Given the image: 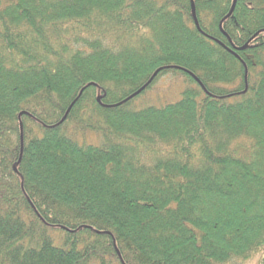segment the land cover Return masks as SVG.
Instances as JSON below:
<instances>
[{"label": "trees", "instance_id": "16d2710c", "mask_svg": "<svg viewBox=\"0 0 264 264\" xmlns=\"http://www.w3.org/2000/svg\"><path fill=\"white\" fill-rule=\"evenodd\" d=\"M194 3L0 0V264H264V0Z\"/></svg>", "mask_w": 264, "mask_h": 264}, {"label": "rangeland", "instance_id": "374dc122", "mask_svg": "<svg viewBox=\"0 0 264 264\" xmlns=\"http://www.w3.org/2000/svg\"><path fill=\"white\" fill-rule=\"evenodd\" d=\"M185 79L181 76H176L171 73L161 76L145 94L140 96L135 103L138 107L147 105L161 106L167 103H172L180 99L182 91L187 87ZM80 144L101 145L102 138L96 132L87 134H76L73 136ZM258 260V255L250 260L249 264H255Z\"/></svg>", "mask_w": 264, "mask_h": 264}, {"label": "water", "instance_id": "95a60500", "mask_svg": "<svg viewBox=\"0 0 264 264\" xmlns=\"http://www.w3.org/2000/svg\"><path fill=\"white\" fill-rule=\"evenodd\" d=\"M192 1V10H193V16H194V19H195V22H196V25L197 27L200 29V26H199V21H198V18H197V14H196V6H195V3H194V0H191ZM236 3H237V0H233V4H232V8L230 10V12L224 17V19L230 17L235 9V6H236ZM223 21V20H222ZM221 25H222V22H221ZM259 33V32H258ZM258 33L255 34L258 35ZM251 41V39L241 48H238V49H245L249 42ZM160 70H157L153 76L149 79V81L140 89L138 90L137 92H135L131 97H134L136 96L137 94H139L140 92H142L153 80L154 78L156 77V75L159 73ZM194 78H196L198 80V78L193 74ZM199 81V80H198ZM200 82V81H199Z\"/></svg>", "mask_w": 264, "mask_h": 264}]
</instances>
